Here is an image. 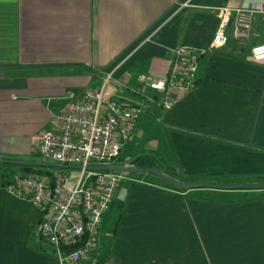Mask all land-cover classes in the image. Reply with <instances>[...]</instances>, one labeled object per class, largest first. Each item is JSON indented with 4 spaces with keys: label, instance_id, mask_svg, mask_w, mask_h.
Instances as JSON below:
<instances>
[{
    "label": "crops",
    "instance_id": "0c3cea01",
    "mask_svg": "<svg viewBox=\"0 0 264 264\" xmlns=\"http://www.w3.org/2000/svg\"><path fill=\"white\" fill-rule=\"evenodd\" d=\"M251 4L264 0H0V159L35 161L68 92L99 89L112 74L105 101L139 106V120L146 110L166 143L126 153L138 120L119 164L151 156L182 181L264 182V62L232 39L210 48L223 9ZM254 32L264 42V17ZM181 47L208 50L193 88L139 83L166 78ZM121 181L101 227L122 203L115 247L99 241L90 261L74 264H264V198L206 196L143 174ZM40 221L36 205L0 188V264H60Z\"/></svg>",
    "mask_w": 264,
    "mask_h": 264
},
{
    "label": "built area",
    "instance_id": "2783aa9c",
    "mask_svg": "<svg viewBox=\"0 0 264 264\" xmlns=\"http://www.w3.org/2000/svg\"><path fill=\"white\" fill-rule=\"evenodd\" d=\"M256 16L264 17L263 5L223 9L210 48H225L232 39L242 48H249L252 61L264 62V42L253 43L257 37ZM207 53V49L181 47L175 51L166 78L142 75L138 81L160 92H167L170 87L193 88L199 60ZM111 81L112 74H108L99 89L68 92V103L57 118L56 130L41 135L38 155L47 163L81 167L75 182L66 172L48 170L17 174L5 186L14 196L40 209L41 239L53 248L60 264L92 259L103 217L123 175L87 168L119 164L116 160L120 159L142 113L139 106L124 101H105V89Z\"/></svg>",
    "mask_w": 264,
    "mask_h": 264
},
{
    "label": "water",
    "instance_id": "95a60500",
    "mask_svg": "<svg viewBox=\"0 0 264 264\" xmlns=\"http://www.w3.org/2000/svg\"><path fill=\"white\" fill-rule=\"evenodd\" d=\"M0 165H10V166H21V167H32V168H52V169H81L79 166L63 165L56 163H47L44 161H21V160H9L0 159ZM88 171L96 172H112L120 175H130V174H153L165 182L182 189L186 190H197V189H214L218 191H250V190H264V182H238V183H220L215 181H199V182H187L176 179L170 174L158 168H146L139 167L132 164L122 165V164H109L97 167L89 166Z\"/></svg>",
    "mask_w": 264,
    "mask_h": 264
},
{
    "label": "rangeland",
    "instance_id": "374dc122",
    "mask_svg": "<svg viewBox=\"0 0 264 264\" xmlns=\"http://www.w3.org/2000/svg\"><path fill=\"white\" fill-rule=\"evenodd\" d=\"M108 90H111V88L109 87ZM143 110H144V107H143ZM145 112H146V110H145ZM145 112H143V116L140 118V120L138 122L136 132L138 133V138L139 139L144 134L148 135V137L153 138L151 141H148V142H150L151 146H150L149 143H144V145L142 147H138L137 148L136 143L138 142V138H137V134H136L130 140V143H129L130 145H128V147L125 148V152L128 153V154H136V153L138 154L141 150L150 149V148L153 149L156 146L163 147V146L166 145V143L163 141L162 134H160L161 133L160 131L163 130L162 127L159 124H155V121L153 122V121H150L149 119L145 118V115H146ZM149 126L150 127L153 126L152 129H148ZM147 130H148V132H147ZM123 152H124V150H123ZM32 160L43 161L42 158L39 155H34L32 157ZM116 162L122 163L123 160H121V158H120V159L116 160ZM38 169H41V168H38ZM41 170H43V171L59 170V171H62V172H66V173L69 174L72 182H75L76 179L79 176V171L78 170H74V169L63 170V169L42 168ZM143 175H148L149 178L153 177L154 179H159V178H157V176H155L153 174H143ZM124 176H123V178H124ZM121 182L122 181L119 180L116 183L115 190H114V195H115V191L118 188V186L120 184H122ZM212 190H213V192L218 191V190L207 189V188L206 189H197V190H193V191H207L206 192L207 193L206 196H209V195L212 196V194H210L211 192H209V191H212ZM222 192L231 193V191H222ZM241 192H244V193H255L252 196H260V197L264 198V190H255V191L254 190L253 191L252 190H250V191L243 190ZM232 198H235V197H232ZM110 209H111V207H110ZM118 215H119V213H118ZM118 215L114 214L113 216H111L112 218L111 217L109 218L108 222L105 224L104 229H102V231H100V233H99V235H98V237L96 239V245H98V243L100 241L101 242V246L107 248V250L113 249L115 247V243L117 241L118 235L115 238L113 237V234H114L113 233V228H114L115 223H116V221L118 219Z\"/></svg>",
    "mask_w": 264,
    "mask_h": 264
},
{
    "label": "trees",
    "instance_id": "16d2710c",
    "mask_svg": "<svg viewBox=\"0 0 264 264\" xmlns=\"http://www.w3.org/2000/svg\"><path fill=\"white\" fill-rule=\"evenodd\" d=\"M131 164L139 166V167L158 168L156 159L151 156L139 157L136 160H134ZM44 172H47V171H43L41 169L32 168V167L0 165V175L2 177V181H0V188L6 186L10 182V179H12L17 174L28 175L31 173H44ZM166 173L169 174V172L167 171ZM130 175L137 176V175H142V174H130ZM119 208H120V211H119L118 219L113 228L114 234L112 233L114 238L117 237L118 235L123 217L126 213V208L122 203L119 205Z\"/></svg>",
    "mask_w": 264,
    "mask_h": 264
}]
</instances>
